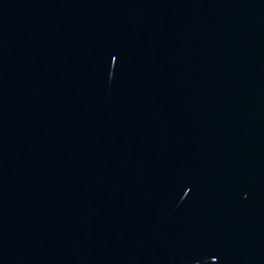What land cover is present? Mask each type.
<instances>
[{"label": "water", "instance_id": "95a60500", "mask_svg": "<svg viewBox=\"0 0 264 264\" xmlns=\"http://www.w3.org/2000/svg\"><path fill=\"white\" fill-rule=\"evenodd\" d=\"M0 264H264V0H0Z\"/></svg>", "mask_w": 264, "mask_h": 264}]
</instances>
